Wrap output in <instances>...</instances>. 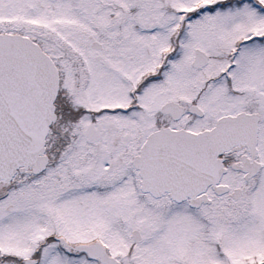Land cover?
<instances>
[{
	"label": "snow or ice",
	"instance_id": "6c2138e0",
	"mask_svg": "<svg viewBox=\"0 0 264 264\" xmlns=\"http://www.w3.org/2000/svg\"><path fill=\"white\" fill-rule=\"evenodd\" d=\"M0 264H264V0H0Z\"/></svg>",
	"mask_w": 264,
	"mask_h": 264
}]
</instances>
